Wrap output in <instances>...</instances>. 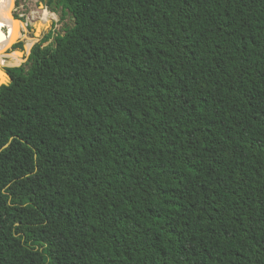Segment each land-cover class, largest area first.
Masks as SVG:
<instances>
[{"label":"trees","instance_id":"obj_1","mask_svg":"<svg viewBox=\"0 0 264 264\" xmlns=\"http://www.w3.org/2000/svg\"><path fill=\"white\" fill-rule=\"evenodd\" d=\"M57 4L0 87V264H264V0Z\"/></svg>","mask_w":264,"mask_h":264},{"label":"flooded vegetation","instance_id":"obj_2","mask_svg":"<svg viewBox=\"0 0 264 264\" xmlns=\"http://www.w3.org/2000/svg\"><path fill=\"white\" fill-rule=\"evenodd\" d=\"M32 1L33 0H24V2L21 3V6H22L21 10H23V12H21L19 16L23 19V21L27 19L26 13L31 12L33 10L34 6L40 7L42 11L48 12V17H50V18L52 17L51 16L52 13L50 14L49 10H52L51 12H53V16H54V14H56L55 11L62 10V7H63V6L57 4L58 0H35V3H33ZM34 12H37V11H34ZM52 19H53L52 21H49V20L46 21L45 19H43V21H37L38 24H36L37 22L35 24H32V23L30 24L29 22H26V26L28 27L27 28L28 31L30 30L32 32L33 36H35V39L33 40V46H31L30 43L27 45V47L31 46L29 53L27 52V50H25V47H23V52H21V53L23 54V58H26L25 60H22V62H21L22 57H20V59H18L17 56L12 57V58H10L9 56H3L0 59V67L4 71H6L12 79L10 84L14 81V77L16 74V71L12 70V69L16 68V67H19V69H23V70L28 68V67L26 68V65L30 64V56L32 53V49L37 43H42V45H44L45 42H48V44H50V43L54 42L56 36H58L59 34H63L60 31H58L57 33L54 31L56 29L57 23L55 22L54 18H52ZM33 21H35V19H33ZM36 25L38 28L36 27ZM65 27L66 26L62 27V31ZM1 35H2V38H1L2 40L0 41V44H1L0 52H3V51H5V47H6L4 38L5 39H7V38L5 35L2 34V32H1ZM15 38L16 39L14 41L16 42L19 39V37H15ZM13 44H11V47L13 46ZM20 45H22V43L16 44L14 46V49L19 48ZM12 48L9 49V53L13 50ZM18 62H20V63L15 64Z\"/></svg>","mask_w":264,"mask_h":264},{"label":"rangeland","instance_id":"obj_3","mask_svg":"<svg viewBox=\"0 0 264 264\" xmlns=\"http://www.w3.org/2000/svg\"><path fill=\"white\" fill-rule=\"evenodd\" d=\"M9 4L11 5V12H10V24L9 26H3L1 28V32L3 35L6 36L7 39L4 38L5 41V51L0 52L1 56H8V54H12L14 52H23V47H25V50H27V52H30L31 46H33V40L35 39V36H33L32 32L29 30L28 31V27L26 26V22H29L30 24H35L37 21H43V19H45L46 21H52L54 18L56 24V29L54 30L56 33L58 31H60L61 33H65V30L68 29L69 27H72L74 25V18L73 15L69 12L64 13V10H58L55 11L56 14H54L53 16V12L50 11L51 14V18L48 17V12L46 11H42L40 7H33V10L31 12H27L26 13V17L27 19L23 21V19L19 16L21 12H23L21 3L24 2V0H8ZM33 3H35V0L32 1ZM42 6V5H41ZM37 11V12H34ZM44 17V18H43ZM43 18V19H42ZM19 19V21H18ZM33 19H35V21H33ZM38 24V22L36 23ZM50 24V23H49ZM13 25V27H11ZM31 26V25H30ZM66 26L63 31H62V27ZM37 27V25H36ZM38 28V27H37ZM19 30L21 32V35L19 36V39L15 42L13 40V42H9L10 40H8L9 38V34L8 32H12V31H16ZM2 40V39H1ZM15 42V43H14ZM14 43V44H13ZM18 43H22V45L19 46V48H15L14 46ZM31 44L30 48L27 49V45ZM11 44H13V48L11 47ZM48 42H45L44 45H47ZM1 46V44H0ZM2 48V47H1ZM12 48L13 50L9 53V49ZM27 53V54H28ZM22 60H25L26 58H23V54H22ZM29 66V64L26 65V68Z\"/></svg>","mask_w":264,"mask_h":264},{"label":"bare ground","instance_id":"obj_4","mask_svg":"<svg viewBox=\"0 0 264 264\" xmlns=\"http://www.w3.org/2000/svg\"><path fill=\"white\" fill-rule=\"evenodd\" d=\"M10 12H11V5L9 4L8 0H0V30L5 25L6 26L11 25L10 24V17H9ZM11 27H13V25ZM8 34L10 35L8 40H10L9 42L11 43V42H13V40L16 39L15 37H19L21 35V32L17 29L16 31L8 32ZM29 48H30V46L27 47V49H29ZM8 56L10 58L17 56L18 59H20V57L22 56V53L14 52L12 54H8ZM2 57L3 56H1V54H0V59ZM19 63L20 62L15 63V64H19Z\"/></svg>","mask_w":264,"mask_h":264},{"label":"water","instance_id":"obj_5","mask_svg":"<svg viewBox=\"0 0 264 264\" xmlns=\"http://www.w3.org/2000/svg\"><path fill=\"white\" fill-rule=\"evenodd\" d=\"M11 81L12 79L9 74L0 67V87L3 85H9Z\"/></svg>","mask_w":264,"mask_h":264}]
</instances>
